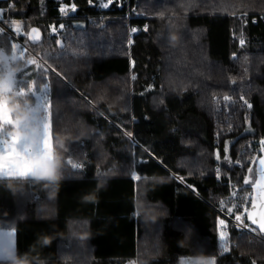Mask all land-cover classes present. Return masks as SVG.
<instances>
[{"label": "trees", "instance_id": "obj_1", "mask_svg": "<svg viewBox=\"0 0 264 264\" xmlns=\"http://www.w3.org/2000/svg\"><path fill=\"white\" fill-rule=\"evenodd\" d=\"M14 1L25 31L43 32L36 44L21 36L30 59L55 69L44 77L28 65L23 81L50 104L65 177L0 187V228L16 230L19 251L34 264H264L259 223L257 237L233 227L220 254L213 207L230 191L217 166L253 188L264 156L249 147L264 137V0ZM8 40L0 35L10 49ZM217 94L236 99L220 111ZM39 199L52 201L54 218L37 216ZM38 222L55 226L48 240H31Z\"/></svg>", "mask_w": 264, "mask_h": 264}, {"label": "clouds", "instance_id": "obj_2", "mask_svg": "<svg viewBox=\"0 0 264 264\" xmlns=\"http://www.w3.org/2000/svg\"><path fill=\"white\" fill-rule=\"evenodd\" d=\"M178 33L170 35V42L179 41ZM24 66L10 59L0 48V139L14 150L0 154V173L11 172L10 179L0 176V187L10 192L20 190L29 178L58 186L64 180L63 140L57 135L55 146L49 141L44 109L29 94L17 87V78ZM203 257L184 264H204ZM0 264H34L28 252H20L11 244L0 247Z\"/></svg>", "mask_w": 264, "mask_h": 264}, {"label": "built area", "instance_id": "obj_3", "mask_svg": "<svg viewBox=\"0 0 264 264\" xmlns=\"http://www.w3.org/2000/svg\"><path fill=\"white\" fill-rule=\"evenodd\" d=\"M17 7L16 2L14 0H10L5 4H0V9H3L4 11L0 13V28H3L4 31L12 38L18 39V37L12 32L11 29H9L8 26L4 24L5 21H8L10 19H14L12 15V10ZM241 39L244 40L242 37ZM240 39V41H241ZM20 40V39H18ZM227 97L228 99H225ZM231 95H222L217 96L214 98L215 103L217 104V107L220 111L228 110L229 106L232 104V102L235 100ZM247 102V101H246ZM247 106H251V103H246ZM261 139H264V137L260 138L259 140H251L250 145L252 146L254 152H258L264 155V146H262L259 142ZM235 165H238L240 163H236ZM242 166V165H240ZM174 176L183 181L182 176L174 174ZM216 179L221 184H227L229 186V194L222 197L216 204H214V208L218 215V221H217V234L220 239V234H224V240H221L223 245L220 248V254H225L229 248L232 245V228L237 227L238 222L235 220L236 215H241L243 219V223L245 225H248V227H240V229L243 232L249 233L251 235H258L257 228L251 224L250 220L248 219V216L250 215V208L253 202V188H250L249 191H242L236 187V183L233 182V180L230 178L226 180L224 177V173L222 172V169L219 166L216 168ZM224 220L225 224L220 225L219 221ZM252 229H255L253 231Z\"/></svg>", "mask_w": 264, "mask_h": 264}, {"label": "snow or ice", "instance_id": "obj_4", "mask_svg": "<svg viewBox=\"0 0 264 264\" xmlns=\"http://www.w3.org/2000/svg\"><path fill=\"white\" fill-rule=\"evenodd\" d=\"M89 2L91 3V0H89ZM105 6H107V5H105ZM69 10L70 11H75L76 10V5L75 4L71 5V8ZM3 11H4L3 9H0V13H2ZM60 11L62 13L65 12V7H61ZM161 15H162V13H161ZM18 23L19 22H14V24H18ZM63 27H64V25H60V28H63ZM52 30H53V32L56 31V29L54 27H53ZM12 31L15 34H17V35L20 34L18 28H13ZM37 32H38L37 29H33L32 30V37L31 38H32L33 41L38 39V37L36 35ZM0 34H4V29L3 28H0ZM240 43L243 45V43H244L243 39H241ZM7 44H8V42L6 41L5 44L0 45V48H2L5 51V48L7 47ZM18 47H19V45L15 44V43L11 44L12 54L10 55V59H12L13 61H17L18 59H20V57L17 56V54H16V50H17ZM25 65H35L38 69L41 70L40 74L42 76H44V77H46V75L49 72V70H51L52 72H55L54 68L50 69V67H45L44 65L38 64L35 59H29V60L25 61ZM25 74H26L25 70L23 69V71L20 73L19 77L17 78V87L21 91H25L27 94L31 93V95L35 96L36 97V103L38 105L42 106L45 111H47V108L50 107V104H46L44 102H41L40 96L36 92L34 85L28 87L27 91L25 90L24 81H23V77H24ZM56 75L60 76L61 74L60 73H56ZM43 89H44L45 92H47L49 90V85L47 83H45L43 85ZM225 99H228V98L225 97ZM245 103H247V102L245 101ZM249 107H251V106L249 105ZM45 124H46V128H47L48 139H49V141H51L50 134H49V123H48V118L46 116H45ZM127 135L129 137H131L132 133H127ZM259 143L262 146H264V139H261ZM11 150H14V145H6L5 142L2 139H0V154L5 153V151L8 152V151H11ZM217 159L219 160L218 156H217ZM68 163H71V161L69 160ZM236 163H239V161H237ZM258 163H259V166H260V174H259L258 181H254V187L257 189L258 193L264 194V156H261V158L259 159ZM73 167L80 168V167H82V165H73ZM12 171H14V169L9 170L8 172H5V173H0V176L10 177ZM248 171H249V173H251L252 169L249 168ZM181 179H183V178H181ZM245 183L247 184L248 181L245 180ZM261 207L264 208V200H261ZM248 219L251 220L252 224L259 223L260 229L264 230V211H262L259 214V220L257 219V213L255 211H253L248 216ZM235 220L238 222V224H237L238 228H240V227H248V225H245L243 223V219H242L241 215H236L235 216ZM219 223H220V225H224L225 221L224 220H220ZM252 230L255 231V229H252ZM13 234H14V230H13V232L9 233V236H11ZM220 239L224 240V234L223 233L220 234ZM9 244L13 245L11 240L9 241ZM204 264H214V262L207 261V262H204Z\"/></svg>", "mask_w": 264, "mask_h": 264}, {"label": "rangeland", "instance_id": "obj_5", "mask_svg": "<svg viewBox=\"0 0 264 264\" xmlns=\"http://www.w3.org/2000/svg\"><path fill=\"white\" fill-rule=\"evenodd\" d=\"M112 0H105V2L103 3L104 5H109L110 4V2H111ZM15 9H13L12 10V13H13V11H14ZM14 22H19L18 24H14ZM4 24L6 25V26H8L9 27V29H13V28H18L19 29V35H17V34H15L17 37H18V39H20V40H16V39H14V38H12V37H10L5 31H4V34H0V35H5V36H7L8 37V41H9V43H10V47H11V44L12 43H15V44H17V45H19V47L17 48V50H16V54H17V56H19L20 57V59H18L17 61L19 62V63H21L20 62V60H24V59H30L31 58V54L30 53H32L30 50H31V48H30V45H28L27 44V41L25 40V41H23V40H21V36L23 35V36H27L28 35V32H26L25 31V29H24V27H23V25H24V22L22 21V20H19V19H10V20H8V21H5L4 22ZM13 32V31H12ZM244 41V40H243ZM241 45V44H240ZM5 52L6 53H8L9 55H11L12 54V50H11V48L9 49V48H5ZM33 57H37L38 59H40L39 58V56L38 55H35V54H33ZM23 64V66H24V70L26 71L27 69H25L28 65H25L24 63H22ZM28 72V70L26 71V73ZM27 77H31V76H27ZM218 95V94H217ZM39 96H40V100H41V102H44V103H46V104H48V102H47V100H46V98L44 97V93H40L39 94ZM44 115L48 118V123H49V134H50V138H51V141H52V135H51V120H50V112H49V107L47 108V111H45L44 110ZM7 152L5 151V154H6ZM258 161H259V159L257 160V163H256V165H255V167H254V173H255V179H251V183L254 185V181H257L258 179H259V174H260V166H259V163H258ZM221 167V166H220ZM221 169H222V167H221ZM222 172H223V170H222ZM229 176H230V178L233 180V182H235L236 183V179L234 178V177H232V175L230 174V173H228V174H224V177H225V179L226 180H228L229 179ZM234 178V179H233ZM236 186H238V183H236ZM217 221H218V218H217ZM232 231V230H231ZM195 259H197V258H194V259H189V260H186V261H192V260H195ZM206 260H208V261H210V262H214V264H215V259L213 258V257H207V258H205ZM185 261V262H186Z\"/></svg>", "mask_w": 264, "mask_h": 264}, {"label": "crops", "instance_id": "obj_6", "mask_svg": "<svg viewBox=\"0 0 264 264\" xmlns=\"http://www.w3.org/2000/svg\"><path fill=\"white\" fill-rule=\"evenodd\" d=\"M4 180L10 179V177L4 176ZM28 180L33 181L31 183H37L40 184L41 182L35 181L31 178ZM40 200V199H39ZM50 200L41 201L39 205V215H37L40 219H48V218H54L53 216V210L54 205H52ZM55 226H48L45 223L38 222L37 224H34L31 232H30V238L34 242H41L43 239L48 240L47 238L50 236V232H52L53 228ZM14 234L9 236L10 232H13ZM11 240L12 244L16 246V230L15 229H4L0 228V247H2L5 244H9V241ZM124 264H138L135 260H129L125 262Z\"/></svg>", "mask_w": 264, "mask_h": 264}, {"label": "water", "instance_id": "obj_7", "mask_svg": "<svg viewBox=\"0 0 264 264\" xmlns=\"http://www.w3.org/2000/svg\"><path fill=\"white\" fill-rule=\"evenodd\" d=\"M37 29L38 32L36 33L38 39L33 41L32 40V30ZM43 38V32L38 27L30 28L28 32V39L31 43L36 44L40 42ZM258 181V180H257ZM261 200H264V194L258 193L257 189L253 186V202L250 209V214L255 211L257 213V219L259 220V214L264 211V208L261 207ZM258 224V223H257Z\"/></svg>", "mask_w": 264, "mask_h": 264}, {"label": "bare ground", "instance_id": "obj_8", "mask_svg": "<svg viewBox=\"0 0 264 264\" xmlns=\"http://www.w3.org/2000/svg\"><path fill=\"white\" fill-rule=\"evenodd\" d=\"M217 96H222V95H214L213 96V101H214V98L215 97H217ZM241 101L243 102V103H245V101H247L248 103H251L252 105H251V107L253 106V103L250 101V100H248L245 96H243L242 98H241ZM215 102V101H214ZM216 104V103H215ZM246 104V103H245ZM217 105V104H216ZM246 106H247V104H246ZM251 107H249V106H247V108H251ZM218 108V107H217ZM219 110V109H218ZM262 138V137H261ZM260 138H256V139H254V140H259ZM249 147L252 149V151L254 152V150H253V148H252V146L250 145V142H249ZM237 188H238V186H236ZM239 189V188H238ZM249 189L250 188H243V189H240V190H242V191H249ZM251 209V208H250ZM251 235V234H250ZM252 236H258V235H252Z\"/></svg>", "mask_w": 264, "mask_h": 264}]
</instances>
